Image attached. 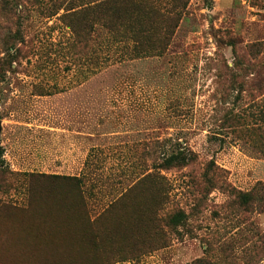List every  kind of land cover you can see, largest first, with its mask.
Segmentation results:
<instances>
[{
	"label": "rangeland",
	"instance_id": "374dc122",
	"mask_svg": "<svg viewBox=\"0 0 264 264\" xmlns=\"http://www.w3.org/2000/svg\"><path fill=\"white\" fill-rule=\"evenodd\" d=\"M88 1L26 0L18 13L21 56L13 70L0 67V264H47L50 249L66 264H264L255 242L264 211L243 213L234 190L220 187L222 172L207 174L217 182L205 196L194 184L208 160L235 190L264 183V157L217 126L227 107L251 115L260 106L264 0H186L164 56L111 53L73 77L62 70L72 35L61 14ZM16 19L0 9V58ZM231 72L241 90L230 89ZM166 138L198 159L162 171L160 185L156 146L149 156L143 148ZM148 168L153 176L140 180ZM176 209L182 221L167 223Z\"/></svg>",
	"mask_w": 264,
	"mask_h": 264
},
{
	"label": "trees",
	"instance_id": "16d2710c",
	"mask_svg": "<svg viewBox=\"0 0 264 264\" xmlns=\"http://www.w3.org/2000/svg\"><path fill=\"white\" fill-rule=\"evenodd\" d=\"M25 2L26 0H0V9L3 13L8 14L9 17L17 18L15 32H7L2 43L1 68L13 70V63L18 62L19 56H21V48L18 43H24L25 38L18 13L23 10ZM186 2V0H168L162 6L159 2L153 0H89L76 6L63 7L64 13L61 14V23L71 32L72 40L64 49V57L68 58L69 61L65 60L68 63L62 70L73 77L77 75L85 76L86 74L83 72L88 70L87 67H84L85 65L92 64L95 69H100L103 56L111 53L117 54V52L120 55L128 54L130 58L151 55L164 56L183 16ZM104 37L107 39L103 40ZM228 44L234 50V44L231 42ZM248 47L251 52L257 50V44H251ZM236 67L237 65L233 64L230 69L234 72L233 69H237ZM233 72L230 74V81L233 84L230 89H237L238 87L237 90H241V85L236 82L237 76ZM257 90L261 96L260 106L257 104L258 106L254 108L251 115L240 113L250 109V107L245 109L234 106L227 107L217 126L221 131H228L227 133L231 134L233 138L242 142L247 148L256 150L264 157V77L257 85ZM240 94L238 91L236 96L238 97ZM228 95L226 91L223 92V99L226 100ZM151 144L156 146L157 160L151 168L156 172L155 177L160 185H164L166 180V176L162 171L182 169L196 163L198 159L197 153L184 141L171 138L157 139L154 142L151 140L145 141L143 148L145 156L151 154ZM1 156L2 149L0 148V164L3 162ZM151 168L144 170L140 180H147L153 176V171H149ZM202 170L204 172H201L194 184L204 196L207 194L206 191L215 188L217 182L213 176L207 174L218 171L222 172L220 187L223 185L229 191L234 190V198L242 207L243 213H262L264 211L263 182L257 181L249 191L235 190L227 182L226 171L219 168L214 161H206L202 165ZM63 178L78 183L81 181L76 177L63 176ZM162 194L163 199H166V188L163 189ZM196 200V205L199 207L203 200ZM165 201L160 204L156 213L158 209H163ZM141 216L146 229L144 223L146 214L141 213ZM184 216L182 209H176L168 216L167 223L178 225ZM255 236V242H258L259 247L264 250V231L257 232ZM90 243L94 245L95 249L97 241L92 239ZM36 250L41 252L38 246ZM59 251L55 255L54 249H50L47 264H66L64 259L61 261V250ZM95 255L94 259H96ZM73 264H83V262L80 258L79 262L76 260ZM192 264H207V261L204 257H199L194 259Z\"/></svg>",
	"mask_w": 264,
	"mask_h": 264
},
{
	"label": "water",
	"instance_id": "95a60500",
	"mask_svg": "<svg viewBox=\"0 0 264 264\" xmlns=\"http://www.w3.org/2000/svg\"><path fill=\"white\" fill-rule=\"evenodd\" d=\"M0 129H1V123H0Z\"/></svg>",
	"mask_w": 264,
	"mask_h": 264
}]
</instances>
